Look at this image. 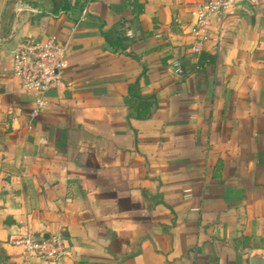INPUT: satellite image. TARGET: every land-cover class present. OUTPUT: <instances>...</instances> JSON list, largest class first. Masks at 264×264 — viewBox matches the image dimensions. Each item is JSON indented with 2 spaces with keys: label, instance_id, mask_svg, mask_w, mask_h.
I'll return each mask as SVG.
<instances>
[{
  "label": "crops",
  "instance_id": "obj_1",
  "mask_svg": "<svg viewBox=\"0 0 264 264\" xmlns=\"http://www.w3.org/2000/svg\"><path fill=\"white\" fill-rule=\"evenodd\" d=\"M203 0H5L0 7V264H250L264 258V0L234 3L200 53ZM121 34L112 48L102 32ZM66 48L34 118L11 73L24 39ZM205 53L207 58H200ZM178 59L183 77L173 74ZM145 74L146 81L144 82ZM154 96L128 117L127 88ZM60 234L56 262L14 238Z\"/></svg>",
  "mask_w": 264,
  "mask_h": 264
},
{
  "label": "built area",
  "instance_id": "obj_2",
  "mask_svg": "<svg viewBox=\"0 0 264 264\" xmlns=\"http://www.w3.org/2000/svg\"><path fill=\"white\" fill-rule=\"evenodd\" d=\"M238 1L250 7H257L260 3V0H203L193 12L190 34L195 42L191 52L203 51L213 22L216 23L217 33H220L227 10ZM65 58L66 48L56 36H49L43 42L27 38L15 46L11 73L20 90L33 96L32 118L44 107L46 93L60 84ZM170 66L174 75L183 77L178 59H174ZM13 245L21 248L27 259L37 258L49 263L58 261L65 253L60 234L36 238L25 233L14 238Z\"/></svg>",
  "mask_w": 264,
  "mask_h": 264
},
{
  "label": "trees",
  "instance_id": "obj_3",
  "mask_svg": "<svg viewBox=\"0 0 264 264\" xmlns=\"http://www.w3.org/2000/svg\"><path fill=\"white\" fill-rule=\"evenodd\" d=\"M107 44L112 48H123V41L121 34L115 31L102 32ZM205 53L200 54V58H207ZM145 79V74H142ZM125 105L128 109V117L136 120H146L150 118L154 110L156 109V99L154 96L143 97L140 94L139 80L130 84L127 88V97L125 99Z\"/></svg>",
  "mask_w": 264,
  "mask_h": 264
},
{
  "label": "water",
  "instance_id": "obj_4",
  "mask_svg": "<svg viewBox=\"0 0 264 264\" xmlns=\"http://www.w3.org/2000/svg\"><path fill=\"white\" fill-rule=\"evenodd\" d=\"M250 264H264V258L262 256V254L260 253H254L252 255Z\"/></svg>",
  "mask_w": 264,
  "mask_h": 264
},
{
  "label": "rangeland",
  "instance_id": "obj_5",
  "mask_svg": "<svg viewBox=\"0 0 264 264\" xmlns=\"http://www.w3.org/2000/svg\"><path fill=\"white\" fill-rule=\"evenodd\" d=\"M5 0H0V7H3V3Z\"/></svg>",
  "mask_w": 264,
  "mask_h": 264
}]
</instances>
